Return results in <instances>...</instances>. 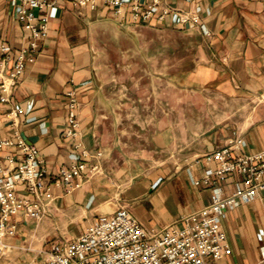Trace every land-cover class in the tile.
Returning <instances> with one entry per match:
<instances>
[{
	"label": "crops",
	"instance_id": "1",
	"mask_svg": "<svg viewBox=\"0 0 264 264\" xmlns=\"http://www.w3.org/2000/svg\"><path fill=\"white\" fill-rule=\"evenodd\" d=\"M49 1L54 2L49 11L50 34L40 42L35 62L27 66L14 87L10 104L0 106V138L13 137L17 130L38 147L50 174L79 163V152L63 136L66 93L74 91L80 102L76 140L92 155L87 166L98 165L100 170L87 174V180L71 191L53 186L54 198L43 220L18 218L16 234L4 240L7 249L0 264H31L53 243L70 241L98 216L122 206L149 230L182 225L187 215L209 201L210 191L194 185L204 168L203 155L226 143L223 138L227 136H210L182 170L160 166L144 173L133 164L117 162L96 130L95 60L89 31L96 20L119 22L106 9L96 12L74 7L69 0ZM162 8L169 9L164 19L158 17ZM186 15L197 19L182 23ZM120 26L169 34V51L183 49L192 55L194 67L184 73L191 84L213 91L222 101L246 104L244 126L229 138L241 137L245 153L264 148V0H160L149 22ZM0 39L14 49L27 43L16 8L7 0H0ZM175 39L180 42L175 44ZM14 107L21 109L16 128L7 118ZM97 152L102 155L96 156ZM6 153L0 151V160ZM222 227L232 252L220 260H208V264H264L263 195L230 209L222 218Z\"/></svg>",
	"mask_w": 264,
	"mask_h": 264
},
{
	"label": "built area",
	"instance_id": "2",
	"mask_svg": "<svg viewBox=\"0 0 264 264\" xmlns=\"http://www.w3.org/2000/svg\"><path fill=\"white\" fill-rule=\"evenodd\" d=\"M7 1L16 8L27 43L14 49L0 39V106L10 104L14 87L27 66L35 62L40 42L48 38L49 11L54 6L49 0ZM69 1L74 7L96 12L106 9L120 24L131 25L149 22L160 5V0ZM160 11V19L169 13L167 8ZM189 19L197 18L186 15L181 22ZM66 97L67 125L63 136L79 152V163L50 174L38 147L23 139L17 130L13 137L0 138V151H7L0 160V256L7 249L5 238L18 230V218L40 221L48 214L54 198L53 186H65L71 191L87 180V174L100 170L98 165L87 166L92 155L76 140L80 135L77 95L69 91ZM20 112L19 107L8 111L11 127L16 128L15 118ZM242 147L243 139L237 136L203 155L204 168L194 185L210 191L209 201L187 215L182 225L149 230L129 208L122 206L112 214L98 216L70 241L53 243L31 264H208V260L222 259L232 252L222 218L238 204L264 196V148L245 153Z\"/></svg>",
	"mask_w": 264,
	"mask_h": 264
},
{
	"label": "rangeland",
	"instance_id": "3",
	"mask_svg": "<svg viewBox=\"0 0 264 264\" xmlns=\"http://www.w3.org/2000/svg\"><path fill=\"white\" fill-rule=\"evenodd\" d=\"M89 32L96 130L117 162L144 173L160 166L174 171L193 161L210 136H227L226 142L244 126L246 104L191 84L184 73L194 67L192 55L169 51V34L112 18L96 20Z\"/></svg>",
	"mask_w": 264,
	"mask_h": 264
}]
</instances>
